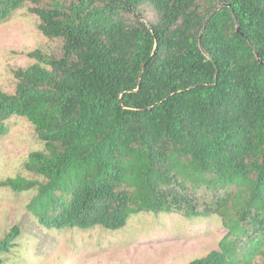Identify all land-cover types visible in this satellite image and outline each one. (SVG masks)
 Returning a JSON list of instances; mask_svg holds the SVG:
<instances>
[{
  "label": "trees",
  "instance_id": "1",
  "mask_svg": "<svg viewBox=\"0 0 264 264\" xmlns=\"http://www.w3.org/2000/svg\"><path fill=\"white\" fill-rule=\"evenodd\" d=\"M27 4L61 45L0 89V140L20 116L42 143L24 163L40 178L0 187L34 190L46 230L214 215L218 247L186 264H264V0H0V22Z\"/></svg>",
  "mask_w": 264,
  "mask_h": 264
},
{
  "label": "rangeland",
  "instance_id": "2",
  "mask_svg": "<svg viewBox=\"0 0 264 264\" xmlns=\"http://www.w3.org/2000/svg\"><path fill=\"white\" fill-rule=\"evenodd\" d=\"M27 4L0 22V89L11 92L13 70L35 61L28 52L39 48L56 53L61 43L45 37L37 16ZM149 21L154 13L145 7ZM0 140V179L21 175L40 178L25 168L29 152L42 148L33 126L24 117L12 116ZM199 196L202 191H198ZM34 190L16 192L0 187V239L14 225L20 229L15 245L2 255L3 264H186L218 247L225 234L220 218H185L180 213H141L117 230H46L37 225L27 203ZM203 196V195H202ZM257 264V262L255 263Z\"/></svg>",
  "mask_w": 264,
  "mask_h": 264
},
{
  "label": "water",
  "instance_id": "3",
  "mask_svg": "<svg viewBox=\"0 0 264 264\" xmlns=\"http://www.w3.org/2000/svg\"><path fill=\"white\" fill-rule=\"evenodd\" d=\"M223 5H229V4H221V5H219L217 8H215V9L213 10V12H214L215 10L219 9L220 7H222ZM237 30H238V32H240V31H239V27H237Z\"/></svg>",
  "mask_w": 264,
  "mask_h": 264
}]
</instances>
